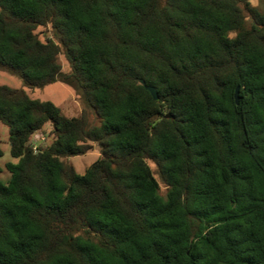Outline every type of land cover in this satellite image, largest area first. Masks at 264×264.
Instances as JSON below:
<instances>
[{"label": "trees", "instance_id": "1", "mask_svg": "<svg viewBox=\"0 0 264 264\" xmlns=\"http://www.w3.org/2000/svg\"><path fill=\"white\" fill-rule=\"evenodd\" d=\"M251 1L0 0V69L33 91L73 87L101 122L0 86L18 160L0 178V264H264V12ZM92 144L100 156L77 174L64 159Z\"/></svg>", "mask_w": 264, "mask_h": 264}, {"label": "rangeland", "instance_id": "2", "mask_svg": "<svg viewBox=\"0 0 264 264\" xmlns=\"http://www.w3.org/2000/svg\"><path fill=\"white\" fill-rule=\"evenodd\" d=\"M251 4L253 7L259 8L260 11L264 12V0H252ZM49 28L38 29V33L41 38L44 39ZM59 61L63 67V72H68L70 66L63 55L59 56ZM8 85L12 88H25L27 93L33 98L41 101H53L59 108H61L64 115L67 117L81 116L84 110H87L88 121L91 125L100 126L101 122L96 116L94 111L81 99L78 92L71 86L62 83L54 82L45 86L42 89L31 90L27 88L21 78L16 75L10 74V72L0 69V86ZM51 124L48 123L45 127V131L41 132L39 137H47L51 130ZM9 129L6 125L0 124V148L3 150V156L0 157V166L2 167V172L0 178L5 184H7L11 178L10 173L6 169L8 163H16L17 159L13 158L11 155V147L9 143ZM51 138H47L44 143L50 144ZM42 142H36V145H40ZM93 149L81 156H72L65 158L64 161L74 168L77 174H83L86 168L93 164L100 156L99 146L92 144ZM153 169H156L154 164H151ZM161 185H164L161 183ZM164 187V186H163ZM165 189V188H164Z\"/></svg>", "mask_w": 264, "mask_h": 264}, {"label": "water", "instance_id": "3", "mask_svg": "<svg viewBox=\"0 0 264 264\" xmlns=\"http://www.w3.org/2000/svg\"><path fill=\"white\" fill-rule=\"evenodd\" d=\"M140 83L142 85H144V87L150 92V94L152 95V99L153 100H157L159 98V94L157 89L154 86H150L149 84H146L144 79H140ZM235 99H236V104H238L240 102V91H239V87H237L236 92H235ZM172 115L170 113L166 114L165 117L166 118H170Z\"/></svg>", "mask_w": 264, "mask_h": 264}, {"label": "built area", "instance_id": "4", "mask_svg": "<svg viewBox=\"0 0 264 264\" xmlns=\"http://www.w3.org/2000/svg\"><path fill=\"white\" fill-rule=\"evenodd\" d=\"M39 138H40V137H39V136H37V137H36V140H37V139H39ZM42 139H44V138H42Z\"/></svg>", "mask_w": 264, "mask_h": 264}]
</instances>
